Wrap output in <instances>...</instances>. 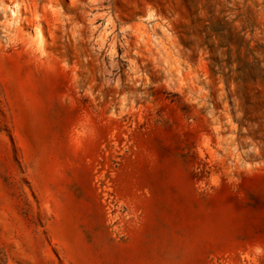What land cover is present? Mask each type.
<instances>
[{
  "label": "rangeland",
  "instance_id": "1",
  "mask_svg": "<svg viewBox=\"0 0 264 264\" xmlns=\"http://www.w3.org/2000/svg\"><path fill=\"white\" fill-rule=\"evenodd\" d=\"M0 264H264V0H0Z\"/></svg>",
  "mask_w": 264,
  "mask_h": 264
}]
</instances>
